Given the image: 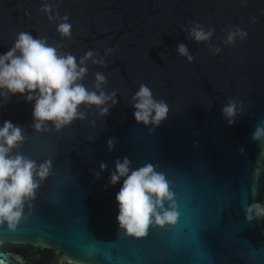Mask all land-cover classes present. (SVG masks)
Masks as SVG:
<instances>
[{
    "label": "water",
    "instance_id": "95a60500",
    "mask_svg": "<svg viewBox=\"0 0 264 264\" xmlns=\"http://www.w3.org/2000/svg\"><path fill=\"white\" fill-rule=\"evenodd\" d=\"M44 3L0 0V55L21 31L63 44L61 51L77 61L89 50L103 56L113 48L108 67L88 62L82 83L92 89L94 74L104 73V91H116L118 103L105 117L82 106L85 120L59 133H36L29 127L35 101H26L27 94L7 103L0 97V127L10 121L24 129L18 150L38 164L53 162L31 216L14 232L0 225V264H21L20 258L24 264H264V219H245L246 206L264 205V164L259 142L251 140L264 120V0H60L54 11L72 25V38L64 40L40 11ZM193 22L214 28L210 44L219 54L186 38L181 29ZM236 27L247 38L224 45ZM181 42L195 58L191 64L176 51ZM141 84L170 109L151 134L152 126L133 116L131 97ZM230 98L244 103L231 126L221 113ZM125 156L133 169L151 163L166 176L178 205L176 225L150 227L143 238L120 232L115 197L123 180L105 185L115 160ZM101 163L107 168L97 179Z\"/></svg>",
    "mask_w": 264,
    "mask_h": 264
},
{
    "label": "clouds",
    "instance_id": "9594fccd",
    "mask_svg": "<svg viewBox=\"0 0 264 264\" xmlns=\"http://www.w3.org/2000/svg\"><path fill=\"white\" fill-rule=\"evenodd\" d=\"M59 4L60 0H53L52 3L45 0L40 11L47 16L50 23L57 24L56 32L62 40L71 39L72 25L69 23V16L61 17L58 11H54L59 8ZM251 19L255 23V18ZM181 30L187 31V39L197 44H208V50L213 55L221 52V48L212 47L210 44L214 28L205 29L200 23L193 22L189 28ZM246 38V31L239 27L230 28L222 43L230 46L237 39L243 41ZM63 47L60 43L50 45L47 37L34 38L29 32L21 31L11 48L0 55V97L7 103L11 95L27 94L26 101H35L33 123L29 127L36 133L53 130L59 133L74 121L85 120L89 113L81 111L82 106L88 109L94 107L95 115L105 117L110 115V109L118 103L116 91H104L108 83L104 73L94 74L95 83L92 89L82 83L88 72V62L108 67L105 57L115 49L107 48L103 56L89 50L77 61L73 54L61 51ZM176 51L189 64L195 59L183 42L177 45ZM131 106L138 124L152 126L149 128L150 134L168 118L170 111L168 104L163 99H156L145 84H141L132 95ZM243 111L244 103L238 98H230L222 107L221 113L231 126ZM88 122L95 126V121ZM87 139L94 142L92 136ZM25 140V132L21 126L4 121L0 127V225L6 224L13 232L22 220L26 221L31 216L32 202L53 171L51 159L38 164L18 150ZM251 140L259 142V148H264V120L255 127ZM116 142L114 137L107 141L109 152L113 150ZM244 151L243 147L239 149L241 155ZM114 164L115 169L110 173L109 183L105 187L115 186L123 180L115 197L120 232L127 237L143 238L148 235L150 227L163 229L166 225L177 224L179 212L175 193L166 176L156 171L155 165L147 163L133 169L132 161L127 156L115 160ZM106 168L107 164H100V172L95 173L97 179ZM26 206L29 210L28 216L24 214ZM245 219L249 223L264 219V205L254 202L246 206ZM20 259L21 264H24L22 258Z\"/></svg>",
    "mask_w": 264,
    "mask_h": 264
},
{
    "label": "trees",
    "instance_id": "16d2710c",
    "mask_svg": "<svg viewBox=\"0 0 264 264\" xmlns=\"http://www.w3.org/2000/svg\"><path fill=\"white\" fill-rule=\"evenodd\" d=\"M259 154L264 164V148H259ZM53 264H73V263H69L68 261L63 260V261H55Z\"/></svg>",
    "mask_w": 264,
    "mask_h": 264
}]
</instances>
